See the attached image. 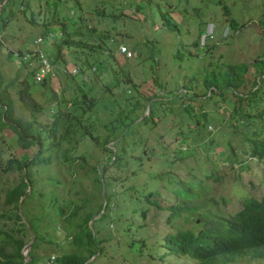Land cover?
I'll use <instances>...</instances> for the list:
<instances>
[{"label": "rangeland", "instance_id": "374dc122", "mask_svg": "<svg viewBox=\"0 0 264 264\" xmlns=\"http://www.w3.org/2000/svg\"><path fill=\"white\" fill-rule=\"evenodd\" d=\"M35 1L0 0V71L4 80L16 72L20 78L28 68H17L21 51L43 48L49 60L47 52L59 29H48L53 37L47 34L34 42L45 35L39 23L44 13L58 19L68 17V26L73 20L68 28L78 29L81 34L74 38L86 45L94 43L98 35L95 32L86 39L91 25L83 23L93 19L104 4L103 23L95 30L101 32L100 28L108 26L116 50L119 44L125 50L115 51L114 60L95 58L112 70L100 73L95 64L87 70L80 62L83 53L89 52L78 50L75 43L56 49V57L50 59L52 70L57 68L55 73L43 76L44 85L35 81L37 85L28 88L35 104L44 107L35 112L32 129L49 126L55 110L53 104H47L50 92L63 98L65 111L72 109V97H81L85 103L92 98L94 104L81 118L86 128L89 124L99 132V138L109 128V121L115 120L117 106L128 107L125 96L139 94L140 103L121 124V137L106 143L117 153L115 160L90 137H80L78 130L68 132V140L58 148L43 152L50 156L48 163L28 166L32 192L23 204L22 217L25 223V218L32 221L44 236L33 249L37 256L34 264H56L61 251L85 253L81 246L71 244L68 230L63 229L67 225L73 231L84 210L91 213L87 228L96 248L88 258L91 264H193L194 260L171 253L163 260L156 257L163 250L160 242L165 232L173 231L176 224H199L205 219L193 213V218L173 217L172 223L167 219L171 208L195 204L199 212L217 208L229 213L239 207L245 195L264 193V155H250L252 144L245 139L255 137L253 130H261L260 137H264V0H78L82 10L76 18L78 8L71 0H37L36 4L42 3L39 15ZM129 1L140 10L127 12ZM32 18L35 20L30 22ZM27 60L35 65L34 56ZM243 62L247 70L236 91L245 94L256 81L252 100L233 103L235 96L224 99L212 85L206 86L213 80L211 75ZM75 66L83 73H72ZM124 74L133 85H127ZM113 76L119 79L116 83ZM9 92L13 94V88L9 87ZM114 97L117 104L109 111L103 105ZM239 108L245 116H239ZM13 115L30 118L16 97ZM86 115L91 120H86ZM61 122L59 118L57 134ZM35 149V145L21 148L9 128L0 131V164L11 156L30 157ZM208 173L212 175L207 177ZM20 174L14 169L0 172V212L8 209L2 203L5 189ZM51 195L56 196L55 204ZM57 203L64 207L60 218L55 212ZM75 206L76 213L68 216ZM10 226L16 224L0 218V227ZM230 264H264V257L244 256Z\"/></svg>", "mask_w": 264, "mask_h": 264}, {"label": "trees", "instance_id": "16d2710c", "mask_svg": "<svg viewBox=\"0 0 264 264\" xmlns=\"http://www.w3.org/2000/svg\"><path fill=\"white\" fill-rule=\"evenodd\" d=\"M71 1L73 5L78 8V11L75 14L76 18L80 15L82 5H80L78 0ZM99 1L102 2V0ZM30 3L31 0L29 4ZM36 3L37 0L35 1V5H33L37 7V15H39L41 12L42 3ZM102 7L106 8V6L103 4V6L96 10V14H93V19L87 20V24L83 23V26L91 25L85 33L86 39L95 32L98 35L97 40L94 43H89L86 45L80 44L81 39L74 38L75 36L81 34L80 31L78 32V29H69L71 28L73 20L70 21L71 24L68 26L66 24L68 22V17L66 19H58L59 17H53V15L46 16V13H44L39 23L43 24L41 32L45 35L40 36V38L44 39L46 36H48L47 34L53 37V33H50L51 31L49 32L48 29H59V36L58 38H54L52 42V48H49L48 52L45 50L47 52V56H49L50 62L56 57L54 53L61 45H72L75 43L79 48L78 50H85L89 52L83 53L82 58L79 59L80 62L86 64L87 70H90L91 64H95L100 70V73L104 71L112 72V70H109L108 65L97 63L95 61V58H100V56H103L108 61L111 59L114 60L115 51L119 53V47L120 45H123L119 44L118 49L116 50L117 43L114 44L115 38L110 36L111 32L108 26H103L100 28L102 29L101 32H97L95 30L96 25L103 23V17L101 18V16H104L106 11H104V8ZM93 8H96V6L89 7L88 9L90 11ZM122 8L123 10H126L127 5L124 4ZM136 10H140L138 5H136L133 1H129L127 12H135ZM122 16H124V14H122ZM51 19H53V21H51ZM34 20L35 19L32 18L30 19V22ZM229 23L231 26L235 25L234 20H230ZM53 24L56 25V27H53ZM42 50L44 51L43 48ZM18 59L19 66L17 68L22 69L25 66L28 67L25 69L22 75L20 73V78L18 72H16L12 78L4 80L0 71V131L2 128H9L15 134L21 148L35 145L36 149L30 157L19 158L16 156H11L7 157L5 161L0 164V172H6L11 169L21 172L18 179L11 186L5 189L2 198V203L7 205L8 209L0 212V218L11 220L16 224V226H10L8 228L0 227V264L23 263V256L20 249L29 239L26 224L28 225L29 231L33 235V240L27 251L28 260L25 264H34L37 262V256L33 252V249L35 246H37L38 241L44 240V236L36 231L35 224L32 221L25 218V224V221L22 219V215L25 216L23 204L32 192L28 166L38 162L48 163L50 161V156L48 154L43 155V152L54 147L58 148L62 141L66 142L68 140V137H66L68 132L71 131L77 133L78 130H80V137H90L91 140L93 139L96 143H99V145L104 148V151H109V153H112V159L115 160L117 153L115 150H112L110 145H106V143L110 142L114 138L121 137V135L118 133L120 132L119 128H121V124L140 103L139 94H130L125 96L128 107L124 108L117 106L115 111V120L113 122L109 121L110 126L106 130L107 133L105 131L102 135L103 137L99 138V132H94L92 128H89V124H87L86 128L85 122L81 118L82 112L86 110L89 111L92 104H94L91 101L92 98H90V100L86 101L85 103V99L81 97L79 99L72 97L70 98L72 109L65 111L62 108V102H64L63 98H58L55 93L50 92L48 95L47 104L49 106L53 104L55 106V110L52 112L53 116L49 122V126H43L39 129H32V124L35 121V112L40 110L41 105L35 104L34 100L31 98V92L28 90V88L34 87V85H37V83H39V85H44L45 81L43 78L40 80H35L33 78L35 65L32 66L29 64V60L21 58ZM80 70L83 69L77 67L78 73H83ZM222 70L218 72L217 76H214V74L211 75L213 80H209L206 83V86L212 85L211 88L215 91H218L220 96L224 99L229 95L232 97L235 96L233 103L234 101L242 102L244 100H252L255 95L254 93H256V81H253V85L255 84V87L249 88L247 93L242 94L241 92L238 93L236 91L239 89L238 87L244 82V73L247 70V63L243 62L235 65H228ZM124 75V81H126L127 85H133L134 82H131L130 77L127 74ZM113 77V80L116 83V81L119 79L115 76ZM84 78L86 80H90V76L88 77V74L85 73ZM9 87L13 88V94H10ZM226 88L231 89L226 90ZM225 90H229V92H226ZM81 93L84 94V91L81 90ZM15 97L26 109H28L30 118L23 119L20 116L13 115V104ZM115 104L117 103L116 98L114 97L113 100L106 101L103 107L108 106L109 111H114L111 107ZM43 108L44 107H42L41 110H43ZM239 110V116L241 115V117H243L246 115V112H243L242 108H239ZM59 118H62V129L59 134H57L56 127L58 126L57 122ZM85 118L87 120L90 118V116L86 115ZM253 133L255 134V137L245 139L250 141L252 144L249 151L250 155L260 158L264 155V144L262 143L263 139H261L264 137H260L261 130H253ZM256 136H259L260 138L257 139ZM106 165L107 164L104 165V168ZM92 169H94V165L92 166ZM211 175L212 173L206 174L207 177ZM217 177L218 176L213 175V178L216 179ZM27 187L29 188L26 189ZM21 195L22 199L20 202V207H18V200ZM53 198L55 201H53ZM51 201L55 204V195H51ZM197 209L198 205L195 204L175 205L171 208V211H169L167 216V219H169L170 222H172L173 217L175 219L176 216H183V219H187V217L193 218L196 216L193 213H196L197 216H205V219L199 224H193L192 222L190 225L176 224V227L173 225V231L165 232L163 239L160 242V249L163 250L156 255L159 260H163L166 253H171L175 256H185L188 259L194 260L193 264H230L237 258L244 256L248 258L264 257V193H261L258 196L245 195L241 198L239 207L233 212L229 213H223L217 208H214L213 210H204L202 212H199ZM76 210L77 207L75 206L69 211L68 216L74 215ZM63 211L64 207L57 203L55 205V212L57 216H59ZM84 211L85 212L78 217V222L75 223L73 231L69 230L67 225L64 226L63 229L66 228L68 230L67 232L71 244L73 243V245L77 247L81 246V248L85 250V253L76 251V249L70 251H61L56 255V264H91V260H88V258L95 253L96 248L95 246L91 245V235L87 228V221L91 217V213L88 210ZM62 216V219H67V215ZM25 236H27L26 239H24ZM47 240L51 241L50 238ZM52 258H54V255Z\"/></svg>", "mask_w": 264, "mask_h": 264}, {"label": "built area", "instance_id": "2783aa9c", "mask_svg": "<svg viewBox=\"0 0 264 264\" xmlns=\"http://www.w3.org/2000/svg\"><path fill=\"white\" fill-rule=\"evenodd\" d=\"M40 42L41 38L37 36L34 39V42ZM120 50H125V47L123 45H120ZM34 56L35 60V71L33 73V78L35 80H40L43 78L44 75L48 74H54L56 69L53 67L54 71L52 70L53 64L47 59L45 52L42 50V48H38L34 51L32 50H24L21 51L19 54V58L21 59H27L28 57ZM72 73L77 71V67L72 69Z\"/></svg>", "mask_w": 264, "mask_h": 264}, {"label": "water", "instance_id": "95a60500", "mask_svg": "<svg viewBox=\"0 0 264 264\" xmlns=\"http://www.w3.org/2000/svg\"><path fill=\"white\" fill-rule=\"evenodd\" d=\"M27 188H29V187H27ZM21 199H22V195L19 197V200H18V207H20V202H21ZM19 212H20V209H19ZM22 219L24 220V218L22 217ZM26 224V223H25ZM26 228H27V230H28V232H29V239H28V241L21 247V249H20V251H21V253H22V256H23V263L22 264H25L26 262H27V260H28V254H27V251H28V249H29V247H30V244H31V242H32V240H33V235H32V233L29 231V229H28V225L26 224Z\"/></svg>", "mask_w": 264, "mask_h": 264}]
</instances>
